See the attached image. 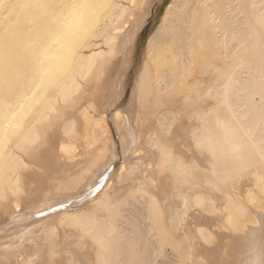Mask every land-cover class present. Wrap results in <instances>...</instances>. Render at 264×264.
Wrapping results in <instances>:
<instances>
[{
    "label": "bare ground",
    "instance_id": "bare-ground-1",
    "mask_svg": "<svg viewBox=\"0 0 264 264\" xmlns=\"http://www.w3.org/2000/svg\"><path fill=\"white\" fill-rule=\"evenodd\" d=\"M262 15L264 0H0V219H33L3 218L0 264L260 259Z\"/></svg>",
    "mask_w": 264,
    "mask_h": 264
},
{
    "label": "rangeland",
    "instance_id": "rangeland-1",
    "mask_svg": "<svg viewBox=\"0 0 264 264\" xmlns=\"http://www.w3.org/2000/svg\"><path fill=\"white\" fill-rule=\"evenodd\" d=\"M17 212H18V215H22V212H21L20 210H18ZM17 212H16V213H17ZM19 212H20V214H19ZM13 215H14V217H13L12 215H9L10 217H9L8 215L3 217V218L6 217L5 220H8V219L10 220V218H11V223L13 222V223H12V224H13L12 226H11V223H10L9 220H8V221H9L10 224L8 223V227H7L6 225H7V222H8V221L6 222L3 218L0 219V221H1L0 224H1L2 226L7 227V228H6L7 231H6V230H5V227H2V226L0 225V229H1V228H2V229L4 228V230H5V231H4V230H0L1 233H2V231H4L3 233H5V232H9V231L11 232V231H13V227H15L16 225L21 224V225H19V226H16L17 228H15L14 230L18 229V227H21V226L25 225L26 223L28 224L29 221H30L29 224L33 221L32 217H31V214H28V216H30V219H29V217H28L27 220H26V217H27V216H26V213H23V215L21 216V217L24 216V218H23L24 220H21V221H23V222H21V221L19 220L21 217L19 218L18 216H17V217H18V220H17V222H16L17 217H15V215H17V214L14 213ZM8 217H9V218H8ZM12 217H13V220H12ZM21 219H22V218H21ZM2 220H3V221H2ZM27 221H28V222H27ZM5 222H6V224H5ZM2 223H3V224H2ZM4 224H5V225H4ZM15 224H16V225H15ZM22 224H23V225H22ZM9 225H10V226H9ZM11 227H12V228H11ZM8 228H9V229H8Z\"/></svg>",
    "mask_w": 264,
    "mask_h": 264
},
{
    "label": "snow or ice",
    "instance_id": "snow-or-ice-1",
    "mask_svg": "<svg viewBox=\"0 0 264 264\" xmlns=\"http://www.w3.org/2000/svg\"><path fill=\"white\" fill-rule=\"evenodd\" d=\"M261 23L264 24V15L261 17ZM261 143L264 145V139H262ZM261 159L264 160V147L261 148ZM260 223L264 227V217L260 218ZM244 264H264V253H262L260 259L245 261Z\"/></svg>",
    "mask_w": 264,
    "mask_h": 264
}]
</instances>
